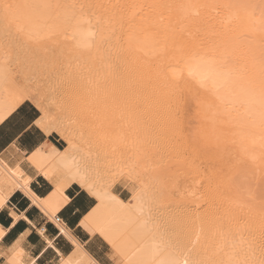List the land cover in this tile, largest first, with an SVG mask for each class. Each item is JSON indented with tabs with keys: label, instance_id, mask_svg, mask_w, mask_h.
<instances>
[{
	"label": "bare ground",
	"instance_id": "obj_1",
	"mask_svg": "<svg viewBox=\"0 0 264 264\" xmlns=\"http://www.w3.org/2000/svg\"><path fill=\"white\" fill-rule=\"evenodd\" d=\"M207 1L0 0V122L30 101L40 111L37 125L65 144L61 152L49 147L55 155L46 167L36 164L58 182L51 201L30 191L19 165L7 167L0 158V209L20 190L70 241L62 251L44 238L35 256L17 240L1 251L0 264H88L101 230L113 242H104L109 264L264 262V212L238 192L225 193L234 181L220 158L231 143L228 150L237 147L242 162L246 156L245 163L256 165L255 176L264 165V13L245 1ZM49 41L58 43H51L56 52L39 53ZM182 97L198 100L199 124L216 148L203 151L205 157L215 152L211 167L217 166L207 168L210 181L202 188L200 181L191 199L174 195L183 174L172 163L183 153L178 142L193 146L183 122L178 128L184 105L180 115L165 110ZM192 164L187 167L196 169ZM73 182L96 199L81 223L97 237L90 245L55 219L59 196Z\"/></svg>",
	"mask_w": 264,
	"mask_h": 264
},
{
	"label": "crops",
	"instance_id": "obj_2",
	"mask_svg": "<svg viewBox=\"0 0 264 264\" xmlns=\"http://www.w3.org/2000/svg\"><path fill=\"white\" fill-rule=\"evenodd\" d=\"M39 118L40 111L37 107L30 101H24L0 122V158L3 164L7 163V167L15 168L19 165L18 168H21L31 180L30 191L37 198H41L40 200L47 198L51 201L53 192L57 190L58 182L45 178L37 171L36 164L42 162L44 166L48 165L55 155L53 149L61 152L65 144L56 133L46 134L37 125ZM62 191L64 193L62 192V197L59 193L60 203H57L58 213L55 216V219L59 221L56 222L61 223L65 230L68 229L69 236L86 242L87 245L92 244L97 237L90 236L81 223L86 214L88 215L95 207L96 199L75 182L64 187ZM30 199L18 190L0 209V229L5 231L1 236L3 240H0V255L3 249L21 240L26 249L38 256L44 247V238L53 241L62 251H68L70 241L59 232L57 224L49 219L46 213H43L41 207L38 208L39 206L33 199ZM64 201H66L65 204Z\"/></svg>",
	"mask_w": 264,
	"mask_h": 264
},
{
	"label": "rangeland",
	"instance_id": "obj_3",
	"mask_svg": "<svg viewBox=\"0 0 264 264\" xmlns=\"http://www.w3.org/2000/svg\"><path fill=\"white\" fill-rule=\"evenodd\" d=\"M210 0H208L207 2H209ZM214 1V0H213ZM220 0H218V2H219ZM231 2H228V1H226V0H224V2H227V3H225V4H234L235 3V1H237L236 3L238 4V5H244L245 3H248V6H245V7H247V9L248 8H250V7H252L253 8V6L252 5H255L256 6V8H255V12H256V10H258V12H257V14L258 13H260L259 15L260 16H262V13H264V0H230ZM240 1H245L244 3H242V4H239V2ZM221 2H223L222 0H221ZM216 3H217V0H216ZM220 3V2H219ZM249 3L250 4H252V5H249ZM238 5H236V6H238ZM242 5V6H243ZM229 6V5H228ZM239 6V7H240ZM230 7H232L231 5H230ZM235 7V6H234ZM238 7V8H239ZM241 8V7H240ZM239 8V9H240ZM252 8H250L251 10H252ZM242 9H243V7H242ZM260 10H263L262 12L260 11ZM260 11V12H259ZM254 12V13H255ZM253 13V14H254ZM256 17H257V15H256ZM260 18H262V17H260ZM263 20H264V15H263V18H262ZM50 45H51V43H52V45H54V44H56V42H54V41H49L48 42ZM48 43H46L45 45H47V46H45V45H43V47L42 48H39V53H43L44 51H47V49H49L51 52H56V51H53V50H55L54 48H56L55 46H57V44L55 45V46H53V48H51L52 47V45L50 46V45H48ZM44 47H46V48H44ZM49 47V48H48ZM44 48V49H43ZM52 50H51V49ZM57 50V49H56ZM141 83L140 84H142V81H140ZM159 99V98H158ZM161 100V99H160ZM179 100H180V103H179ZM183 100V101H182ZM186 99H184L183 97L182 98H180V99H178V102L177 101H170L169 102V105L167 104V108H169V109H165L167 112H168V115L170 114V115H175L176 114V112H177V114H179L180 112H182L183 110V115L181 116L182 118H185V119H182L181 118V121L180 120H177V121H179V126H178V128L181 126V124H180V122H183V126H182V128H183V131L185 132L184 134H188V135H190V137H189V143L192 145L193 144V146L195 145L196 146V150H200V148L202 149V151L200 150H198L197 152H198V154L200 153V155H197V152H196V150H195V148H192V150H191V147H193V146H190L188 143V145H187V147L186 146H184V145H182L180 142L182 141L181 139H180V141L178 142L179 143V145L181 146H179V145H177L178 147H179V149L181 150V152H183V153H181V158H183L184 160H182L183 162H182V164L180 163L181 162V158H180V153L178 154V155H175V156H177L178 158H180L179 160H180V162H179V160H177V158L174 156V160L176 161V164H175V161L174 162H172L173 164H174V166L177 168V169H175V167H174V169L175 170H177V174H178V176H179V174H180V176L179 177H181V173H183V174H185L186 172H192L193 171V173L195 172L196 173V169H199L198 168V166L199 167H201V168H203V169H206V170H204L203 172H204V174H205V172H206V174L207 175H209V176H207L206 174L204 175V174H202V170H201V168L199 169V172H198V170H197V178H196V175H194V174H192V175H190V173H189V175H188V173H186L187 174V176L185 175H183L182 174V177L178 180L179 181V183H178V187H176L175 188V190H174V195L175 196H177V197H186V198H192L191 196H193V194H194V192H196V191H198L199 190V188H200V181H201V188L203 187V184H206V182H205V180L207 179V177H208V179H209V177H210V170H207V168L208 169H210V168H213L212 170H214V167L213 166H217V164L215 165L214 163V165H212V167H211V164H212V161H213V158L215 157V152L213 153V152H211V154L210 153H208L207 155L208 156H203V154L205 155L206 153H204L205 152V150H207L206 152H210V151H208V149L210 148L211 150H212V148L211 147H213V145L211 144V142H208L207 141V137H205V132L206 131H204V129L206 130V128L205 127H203L201 124H199V122H201V123H203L202 121H199L200 120V118H199V116L198 115H196L197 114V112H196V105H197V103H198V100L196 99L195 100V102H191V101H189V99L188 100H186L187 102H189V103H187L186 101H185ZM184 103H182V102ZM186 102V103H185ZM178 103V104H177ZM181 103H182V105H181ZM174 104V105H173ZM188 104V105H187ZM177 105V106H176ZM184 105V106H183ZM178 106H179V108L181 107L182 108V106H183V110L180 108V112H179V108H178ZM187 106H190V107H187ZM186 107V108H185ZM173 108V109H172ZM176 108H178V110H176ZM174 109L176 110V111H174ZM186 109V110H185ZM189 109V110H188ZM172 110V111H171ZM166 111H164L163 112V114L164 113H166L167 114V112ZM171 111V112H170ZM190 111V112H189ZM166 114H164L163 116H165ZM188 114V115H187ZM180 115V114H179ZM190 115V116H189ZM183 116H185V117H183ZM196 116V117H195ZM191 118H192V120H194V121H192L191 120ZM176 121V123H178ZM199 124V125H198ZM174 125H175V123H174ZM174 125H173V129H178L177 128V126L175 125V128H174ZM196 125H197V127H196ZM201 125V126H200ZM182 128H179V129H182ZM203 128V130L202 131H204V132H202L201 131V129ZM178 129V130H179ZM198 129H200V130H198ZM198 130V131H197ZM200 131V132H199ZM198 132L201 134H199V136H198ZM197 144V145H196ZM231 143H228V145L227 144H225V147H223V150H222V152H224L225 151V149H227V152L225 151L224 153H222L221 152V156H220V158H223V160H221V163H222V167L223 166H225V168L224 169H226V170H224V172H225V174H227L226 176L229 178H227L225 175H224V173H223V175H224V177L225 178H223V180H225L224 182H226V183H228V181H226V178H227V180H229V182L232 180V179H230V177L232 178L233 177V181H234V183H232L234 186H236V187H232L231 185H230V183H228V185L225 183V185H227V188L228 189H226L225 191V193H229V194H235V193H239L238 195H240V196H244V198H246L249 202L251 201V202H253V204L254 205H256L255 207H259L263 212H264V209H263V207H264V165L263 166H260L259 167V170L260 171H258V173L259 174H257L256 176H255V174H254V168H255V164H253V163H251V162H249V163H245V159H246V156L244 157L245 159L243 160V162L240 160V158H242L241 156H243V154H241V156H239V157H237V155L239 154V152L237 153V154H234L235 152H237L236 150H237V147L235 148H231V149H236V150H231L230 151V149L228 150V148H230V147H228V146H231L232 147V145H230ZM210 145V146H209ZM227 145V146H226ZM205 146H206V148H205ZM234 146V145H233ZM183 147V148H182ZM186 149H185V148ZM190 147V148H189ZM188 148V149H187ZM195 150V152H196V154L194 155V150ZM214 151H216V148L214 147V149H213ZM212 150V151H213ZM204 151V152H203ZM231 152V155L232 156H230V158L232 157V160L230 159V161L232 162V166H233V163L235 162V166H233L234 167V169H236L235 167H236V164L238 165V163H239V167H237V168H239V170L238 169H236L237 171V173L236 172H234L235 170L233 169L232 170V167H231V165H230V163H229V165H228V160H229V154H230V152ZM233 151V152H232ZM229 152V153H228ZM201 153H202V155H201ZM213 153V154H212ZM225 153H228L227 155H226V157H227V159H225ZM183 154V155H182ZM193 154V155H192ZM209 154H210V157H209ZM239 154V155H240ZM184 155L186 156V157H184ZM234 155V156H233ZM235 155H236V157H235ZM183 156V157H182ZM201 156V157H200ZM204 158H203V157ZM212 156H214V157H212ZM224 156V157H223ZM233 158H236V160H234ZM239 160H238V159ZM204 159V160H203ZM211 159V160H210ZM227 160V161H225V160ZM192 160V161H191ZM194 160V161H193ZM209 160V161H208ZM234 160V161H233ZM239 161V162H237L236 163V161ZM246 160H248V159H246ZM186 161V162H185ZM223 161V162H222ZM177 162H179L180 164H179V167L177 166L178 165V163ZM225 162H227V164L225 163ZM245 163V164H243L244 165V167L245 168H243V167H241V166H243V165H240V163ZM187 163L188 164H192V165H194L195 164V168L196 169H194V170H190V169H193V168H189L190 167V165H189V167H187ZM223 163H224V165H223ZM185 164V165H184ZM228 167H227V166ZM255 165V166H254ZM183 167V166H185V170H183V171H180V168L181 167ZM210 166V167H209ZM187 167V168H186ZM192 167V166H191ZM247 167V168H246ZM179 168V169H178ZM182 168V169H183ZM188 168H189V170H188ZM227 168H228V170L230 169V173L233 171V175L232 174H229L228 175V173H227ZM253 170H252V169ZM241 169V170H240ZM245 169V170H244ZM251 169V170H250ZM212 170H211V172H212ZM249 170V171H248ZM186 171V172H185ZM248 171V172H247ZM252 171V172H251ZM200 173H201V176H200ZM236 174H238V175H236ZM236 175V176H235ZM190 176L191 177H193L194 178V176H195V178H194V180H193V178H190ZM202 178L203 176H204V178H200V177ZM207 176V177H206ZM185 177H186V179H185ZM198 177H199V181H197V179H198ZM235 177V178H234ZM189 178V179H188ZM183 181H182V180ZM190 179H192V180H190ZM196 179V180H195ZM201 179V180H200ZM184 181H185V183H184ZM197 183H195V182ZM207 181V180H206ZM208 181H210V180H208ZM207 181V182H208ZM180 182H182V183H180ZM187 182V183H186ZM190 182V183H189ZM205 182V183H204ZM232 182V181H231ZM198 183H199V185H198ZM183 184L185 185V186H183ZM186 184L187 185H191V189H190V186H186ZM196 184V185H195ZM180 185V186H179ZM182 185V186H181ZM199 187H198V186ZM183 187V188H182ZM195 187H197V189L195 188ZM183 189V190H181V189ZM200 188V189H201ZM185 189V190H184ZM177 190H178V192H179V194H176V193H178L177 192ZM180 190V191H179ZM187 190V191H186ZM185 191H186V195H185ZM234 191H236V192H234ZM182 192H184V193H182ZM183 195H182V194ZM241 193V194H240ZM189 195V196H188ZM235 195H237V194H235ZM188 198V199H189ZM252 199V200H251ZM250 202V203H251ZM259 208H257L258 210H259ZM260 210V211H261Z\"/></svg>",
	"mask_w": 264,
	"mask_h": 264
},
{
	"label": "snow or ice",
	"instance_id": "obj_4",
	"mask_svg": "<svg viewBox=\"0 0 264 264\" xmlns=\"http://www.w3.org/2000/svg\"><path fill=\"white\" fill-rule=\"evenodd\" d=\"M193 73L191 70L189 71V75H192ZM11 223V221H9ZM100 235L103 238L100 244V248L93 252L92 257L89 261L88 264H109L108 259H107V254H108V249L105 247V241L107 244L111 245L113 242L112 240L103 232V230L100 231ZM264 264V262H262Z\"/></svg>",
	"mask_w": 264,
	"mask_h": 264
},
{
	"label": "built area",
	"instance_id": "obj_5",
	"mask_svg": "<svg viewBox=\"0 0 264 264\" xmlns=\"http://www.w3.org/2000/svg\"><path fill=\"white\" fill-rule=\"evenodd\" d=\"M56 221H58V219H56Z\"/></svg>",
	"mask_w": 264,
	"mask_h": 264
}]
</instances>
